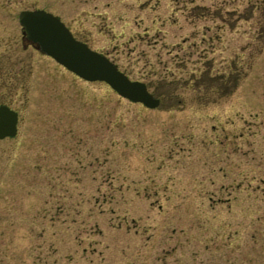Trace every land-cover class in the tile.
Instances as JSON below:
<instances>
[{
	"label": "rangeland",
	"instance_id": "obj_1",
	"mask_svg": "<svg viewBox=\"0 0 264 264\" xmlns=\"http://www.w3.org/2000/svg\"><path fill=\"white\" fill-rule=\"evenodd\" d=\"M148 3L0 0V105L19 116L0 140V264H264V0ZM36 9L162 105L29 46L17 17ZM205 70L221 88L193 86Z\"/></svg>",
	"mask_w": 264,
	"mask_h": 264
},
{
	"label": "water",
	"instance_id": "obj_2",
	"mask_svg": "<svg viewBox=\"0 0 264 264\" xmlns=\"http://www.w3.org/2000/svg\"><path fill=\"white\" fill-rule=\"evenodd\" d=\"M19 25L26 39L42 54L81 80L108 85L119 97L148 109H156L159 101L147 90L145 84L131 81L105 57L76 41L65 26L44 11H22ZM17 114L6 106L0 107V140L13 138L17 133Z\"/></svg>",
	"mask_w": 264,
	"mask_h": 264
},
{
	"label": "flooded vegetation",
	"instance_id": "obj_3",
	"mask_svg": "<svg viewBox=\"0 0 264 264\" xmlns=\"http://www.w3.org/2000/svg\"><path fill=\"white\" fill-rule=\"evenodd\" d=\"M152 0H149V3L151 2ZM149 3L147 4V6L149 5ZM201 7V6H200ZM199 7H197V6H193L189 11L192 13H194L195 14V12H196V10L195 9H198ZM203 10H205L206 8L205 7H201ZM37 10V9H36ZM195 11V12H194ZM158 15L159 13L158 12H156V11H152L151 12V14L153 15L152 17H157L156 16V14ZM191 14V16L192 15H194V14ZM170 26V25H169ZM67 28H68V26H66ZM69 29V28H68ZM168 29L169 28H164V27H162L161 28V30H162V32H164V33H168V32H170V31H168ZM70 30V29H69ZM172 32H173V29L171 30ZM179 32H183V29H181V30H179ZM73 33V32H72ZM174 33V32H173ZM73 35H74V37L77 39V40H80V41H82L83 43H85L86 45H88L87 44V42H85V41H83V40H81V39H79L74 33H73ZM165 35V34H164ZM168 35V34H167ZM169 35H172V34H169ZM173 36V35H172ZM174 37V36H173ZM24 41L28 44V42L24 39ZM89 46V45H88ZM230 75H229V77H227L226 78V80L227 81H230V80H232L231 82H232V90L233 89H235L237 86H238V82H239V78H240V74L234 69V67H233V69L231 70V72L229 73ZM219 79H223V76L222 75H219V76H211L210 74H209V71L207 70H205V71H203L202 72V74H200L199 75V77L196 79V78H191L190 79V81H193V86L194 87H201V85L203 86H205L206 88H208V87H211V85H208V83H212V82H215V83H217V85H218V87L219 88H221V85L219 84V83H222V82H220L219 81ZM218 81H219V83H218ZM190 83V82H189ZM189 83H188V85H189ZM206 84V85H205ZM187 85V86H188ZM203 86V87H204ZM153 89H154V91L156 90L154 87H153ZM152 90V88H151V86H150V92H152L151 91ZM155 93V92H154ZM153 92H152V94L156 97V98H158L159 100H160V106L162 105V99L159 97V96H157V95H155ZM220 171H221V169H220ZM229 177H223V179H228ZM223 179H221V180H223ZM233 180H235V183L232 185V187H234L235 188V186H236V184H237V179L235 178V177H232V178H230V182L231 183H233ZM227 181V180H226ZM225 190L226 189H223V191L225 192Z\"/></svg>",
	"mask_w": 264,
	"mask_h": 264
},
{
	"label": "trees",
	"instance_id": "obj_4",
	"mask_svg": "<svg viewBox=\"0 0 264 264\" xmlns=\"http://www.w3.org/2000/svg\"><path fill=\"white\" fill-rule=\"evenodd\" d=\"M196 11H203V9L201 7H199L198 9H195ZM195 12V11H194Z\"/></svg>",
	"mask_w": 264,
	"mask_h": 264
}]
</instances>
